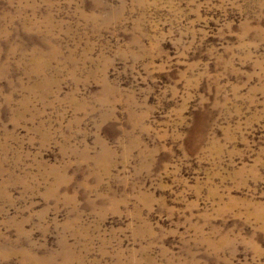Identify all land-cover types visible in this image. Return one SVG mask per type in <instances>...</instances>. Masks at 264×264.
<instances>
[{"label":"rangeland","instance_id":"obj_1","mask_svg":"<svg viewBox=\"0 0 264 264\" xmlns=\"http://www.w3.org/2000/svg\"><path fill=\"white\" fill-rule=\"evenodd\" d=\"M0 264H264V0H0Z\"/></svg>","mask_w":264,"mask_h":264}]
</instances>
